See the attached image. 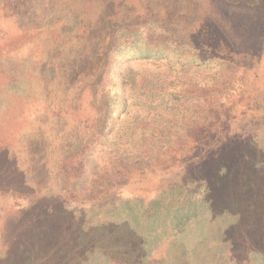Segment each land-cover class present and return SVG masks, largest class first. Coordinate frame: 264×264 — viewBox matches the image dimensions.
<instances>
[{"label": "rangeland", "instance_id": "obj_1", "mask_svg": "<svg viewBox=\"0 0 264 264\" xmlns=\"http://www.w3.org/2000/svg\"><path fill=\"white\" fill-rule=\"evenodd\" d=\"M69 1L25 0L24 9L12 12L7 0H0V264H264V0L254 9L236 11L252 15L255 40L237 43L232 37L227 42L231 57L247 49L249 68L238 71L244 96L236 95L239 101L231 113L219 116L211 128L214 140L195 143V149L178 153L182 156L177 159L167 154L158 166L151 162L126 174L102 172L103 179L117 181L108 179L92 197L74 192L77 179L85 183L83 170H78L82 155L86 152L87 162L95 159L97 171H102L108 162L105 153L119 155L127 138H134L127 141L133 149L145 148L140 139L148 129L142 123L128 134L133 120L123 118L125 92L139 99L149 74H170L166 68L189 63L188 52L194 48L211 55L214 46L209 49L205 38L212 34L211 25L204 15L212 11V3L189 0L198 4L197 10L178 0V7L168 12L164 0H152L151 6L149 0H113V12H103L101 0L94 14L99 25L93 32L99 40L90 63L93 76L85 78L87 87L75 96L71 72L55 68L72 42L63 26L69 21L63 4ZM85 1L88 19L98 0ZM215 7L220 11L221 5ZM203 20L206 32L199 28ZM86 24L83 20L76 26L77 34ZM152 25L157 35L151 37ZM130 27L140 34L131 35ZM171 28L173 53L156 47L160 30L172 33ZM215 34L217 42L225 38L217 29ZM36 36L40 42L29 45ZM144 57L152 59L146 62ZM192 63L176 66L170 82L178 75L190 77ZM218 68L203 66L198 74L204 81L215 79ZM125 72L135 77L126 91ZM99 74H105L103 80ZM60 105L73 111L65 127L54 121ZM61 131L65 143H60ZM107 133L108 144L95 146ZM227 142L232 145L219 153L213 177L174 179ZM186 186L197 192H186L192 190Z\"/></svg>", "mask_w": 264, "mask_h": 264}, {"label": "trees", "instance_id": "obj_2", "mask_svg": "<svg viewBox=\"0 0 264 264\" xmlns=\"http://www.w3.org/2000/svg\"><path fill=\"white\" fill-rule=\"evenodd\" d=\"M23 1L25 0H7L9 10L14 12L17 7L21 10L24 9L22 4ZM182 1V6L184 3H187L186 5L189 8L190 2L192 9L195 8L198 10L199 8L198 4L189 0ZM82 2L86 1L71 0L63 4L67 8L66 13L69 20L68 22H65L63 26L66 31H70L72 35V42L70 41L69 48H65L66 52L59 56L61 64L55 67L59 70H67L68 72H71V76L73 78L70 85V91L75 96H81L87 87L85 78H88L89 75H91V77L93 76L91 73L93 66L90 67V63L95 60V53L93 51L96 42L99 40V38L96 37V32L94 33L93 30L97 26V23L99 25V22L96 20V17H94V14L97 13L95 12V9L99 8L101 0H98V2L93 5L94 10L90 11V17L87 15L88 19L85 18L86 11L82 7ZM210 2L214 4L213 6L211 4L212 11H207L204 16L206 17L205 21L208 22L207 24L211 25L210 32H212V34L210 33L211 36L206 34L205 38L207 40V44H209L208 46H211L209 49H212L214 46V50L212 49L211 55H207L205 53L198 52L199 50L194 48V50H196L194 53L187 51L191 56L189 63L182 62L181 64L176 65H190L191 62H193L190 69L193 70L194 73L190 77H187L186 74H182L178 75L174 81L170 82L169 76H172V72L177 68L176 66L170 67V69L166 68V71H170L171 73H168V75L165 76L149 74L150 77L147 78V80L145 79V82H143L144 88H139L138 90L140 91L139 99H134V97L126 91V88L128 85L127 83L131 86L135 84V77L128 72H125L126 75L123 83H126L124 87L126 92L123 97V118L130 119V122L133 120V123H130L131 126L128 129V134H130L131 131H134V128H136L140 123H142V127L149 130H146L144 132L146 136L140 139L141 141H145V143H147L145 148L133 149L129 146L127 141H133L134 138H127V140L124 141L127 147L121 148V151L118 152L119 155L117 153L114 154L112 151L105 153L106 157L104 160H108V162H106L102 171L101 169L100 171H97V163L95 159L91 162H87L88 156L85 152L84 155H82L83 157L81 160L83 162L81 164L83 165L78 168L80 173L83 170L82 173L85 175L83 180H85V183H81V179H77L75 182L74 192L77 193V191H80L81 194L86 193L91 197L94 195L97 196V193H99V187L107 185L108 179L113 182L117 181L114 177H107V179H103L102 172L113 173V175L124 174L125 172L133 170V168L144 169L151 166V162H154L158 166V164L165 160L164 157L167 154H171V157L177 159L182 156V154L179 155L178 153H186L188 150H192L193 148L195 149V147L198 146L195 145V143L199 144L201 141L209 143L214 140L213 136L215 135L212 134L213 129L211 128H214V126L218 124L219 116L221 114L224 115L228 113L229 115L231 113L239 101L235 99L236 95L240 96V98L244 96L242 91L239 89V80L242 76L238 71L243 67L245 69L249 68V62L246 60L250 54L249 52H246L247 49H242L243 51H234V55L231 57L229 56L231 48L227 42H229L232 37H236L237 43L240 42L241 39L255 40V29H253V27H256L254 26L255 20L252 15L250 13H245L246 16L239 15L240 13L238 14L236 11L239 7H251L254 9L255 5H260L261 0H210ZM104 4L103 12L105 9L113 12L115 8L113 0H105ZM152 4V0H149V6ZM164 4L169 12L172 7H178V5H176L178 4V0H164ZM215 5H221V9L219 8L220 11L216 10ZM145 10L146 13L150 15L152 14V12L148 10L147 4ZM109 16L114 15L110 14ZM83 20L87 24L82 27L83 31L80 34H77L78 29L76 26L83 23ZM218 20H221L222 23H219ZM192 21L193 20H190V22ZM205 21L203 20L202 25L199 26V28H202L203 31L206 30ZM164 24L168 25L167 23ZM168 26L174 27L176 25L170 23ZM130 28L131 35L137 36L140 34L139 29L136 30L135 27ZM166 28L167 27L165 26L164 29L167 30ZM164 29L160 30L162 34H160L159 37H156V40L159 42L156 47L173 53V50L169 47V38L173 37L175 29L171 28L173 31L172 33H167ZM216 29L221 31L225 37H219L218 42L217 38H215ZM156 30L157 27L153 28L151 33H149V36L152 37L157 35ZM75 34L77 35L74 36ZM170 34H172V36H170ZM90 37L92 38L87 45V39ZM31 38L33 39H30L31 43L29 42V45L33 44L35 46L37 42H40L37 36ZM212 41H215V44H212ZM252 42L253 41H251L250 44ZM227 46L229 47V50L226 49ZM193 47H196V45ZM31 48H33V46ZM222 54L226 57L224 58ZM144 58L145 60L143 61L146 62H148L147 59H152L150 57ZM110 61L111 60H109V63ZM203 66L206 67V69L207 67L211 69L213 67H219L214 73L217 77H214L215 79L204 81V76L198 74L199 70ZM104 77L105 74H99L100 80H103ZM58 79L62 80L61 83H65L62 76L58 77ZM74 91H76V94ZM107 95L108 92L105 94L106 97L104 98L107 109L106 113L109 115V106L107 105V101L109 102L110 100L107 98ZM138 101L142 102L141 107H143L142 109L144 111H140L141 107L139 108L137 106ZM69 106L70 105H60L58 115L54 118V121L58 122V125L65 127V120L68 121V119L72 117L71 115L73 114V111L72 108H68ZM62 112H64L63 115ZM141 115L143 116L141 117ZM113 117L114 116L111 118ZM106 121L107 119L102 123L100 133L103 132ZM61 132V137L63 138L65 131ZM215 132L217 136V130ZM110 135V133H107L106 138L102 136L101 138L105 139L99 138L100 140L97 141L96 144L94 143V145H100V142H104L103 144L105 145L108 144ZM171 141L172 143L175 142L176 145L169 147ZM62 142L65 143L64 138L63 140H60V143ZM231 145L232 144L228 142L224 143L223 147L219 149L220 151L215 149L209 154V156L197 163L193 169H187L178 176H175L174 179H188L189 177H195L196 175L198 176L202 174L208 178L213 177L215 175L214 165L216 164L219 153L228 149ZM107 147L109 148V146ZM191 147L193 148L190 149ZM146 154H149V156L147 161H144ZM89 166L92 168L89 169ZM88 173L91 174L90 179L88 178ZM164 187L165 185L162 188ZM186 187L191 188L190 186ZM191 189L192 190H186V192H197V188ZM116 195L117 194H115V196ZM54 203H60V198L55 199ZM17 210L19 212L21 209Z\"/></svg>", "mask_w": 264, "mask_h": 264}]
</instances>
